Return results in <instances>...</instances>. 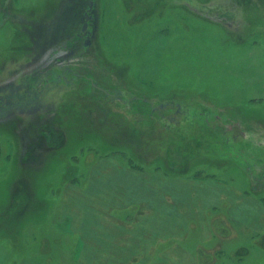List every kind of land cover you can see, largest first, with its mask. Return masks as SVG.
I'll use <instances>...</instances> for the list:
<instances>
[{
    "label": "rangeland",
    "instance_id": "374dc122",
    "mask_svg": "<svg viewBox=\"0 0 264 264\" xmlns=\"http://www.w3.org/2000/svg\"><path fill=\"white\" fill-rule=\"evenodd\" d=\"M0 99V264H78L55 218L101 158L264 206V0H0ZM256 220L198 263L264 264Z\"/></svg>",
    "mask_w": 264,
    "mask_h": 264
},
{
    "label": "crops",
    "instance_id": "0c3cea01",
    "mask_svg": "<svg viewBox=\"0 0 264 264\" xmlns=\"http://www.w3.org/2000/svg\"><path fill=\"white\" fill-rule=\"evenodd\" d=\"M241 194L213 178L137 170L107 157L92 163L82 186L64 189L55 219L75 239L78 264H199L216 227L257 218L264 230L263 204ZM195 234L200 244L191 251Z\"/></svg>",
    "mask_w": 264,
    "mask_h": 264
},
{
    "label": "flooded vegetation",
    "instance_id": "af4514ba",
    "mask_svg": "<svg viewBox=\"0 0 264 264\" xmlns=\"http://www.w3.org/2000/svg\"><path fill=\"white\" fill-rule=\"evenodd\" d=\"M91 9H92V2L90 1V2H89V8L86 10V13L84 14V22H85V17H86L87 15L90 17V19L92 18L91 14H90ZM90 19H89L88 22H87V28H86L85 32H82V27H81V32L84 33V34H86V38H89V37H88V34L90 33V31L87 30V29H88V23H89ZM83 24H84V23H83ZM0 100H2V99H0Z\"/></svg>",
    "mask_w": 264,
    "mask_h": 264
},
{
    "label": "water",
    "instance_id": "95a60500",
    "mask_svg": "<svg viewBox=\"0 0 264 264\" xmlns=\"http://www.w3.org/2000/svg\"><path fill=\"white\" fill-rule=\"evenodd\" d=\"M89 19H90V17L87 15V16L85 17V22H84V24L82 25V32H85V30H86V28H87V22H88ZM87 43H88V39H86L85 44H87Z\"/></svg>",
    "mask_w": 264,
    "mask_h": 264
},
{
    "label": "bare ground",
    "instance_id": "6f19581e",
    "mask_svg": "<svg viewBox=\"0 0 264 264\" xmlns=\"http://www.w3.org/2000/svg\"><path fill=\"white\" fill-rule=\"evenodd\" d=\"M251 16H252V14H251Z\"/></svg>",
    "mask_w": 264,
    "mask_h": 264
}]
</instances>
